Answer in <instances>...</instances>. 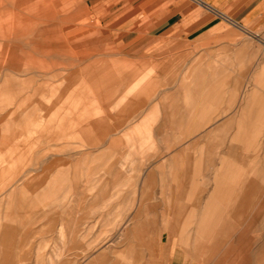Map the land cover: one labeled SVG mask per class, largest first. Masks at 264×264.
<instances>
[{"label": "crops", "instance_id": "1", "mask_svg": "<svg viewBox=\"0 0 264 264\" xmlns=\"http://www.w3.org/2000/svg\"><path fill=\"white\" fill-rule=\"evenodd\" d=\"M82 1L101 23L128 30L121 48L105 50L128 73L119 131L110 134L120 139L118 159L89 161V184H118L121 200L147 202L129 216L199 217L195 232L207 242L212 218H231L241 235L229 256L251 264L243 250L264 218V0ZM14 2L3 40L45 54L63 49L57 29L34 25L49 21L42 0ZM160 201L171 202L170 212H160ZM176 232L163 228L152 248L188 254L189 237Z\"/></svg>", "mask_w": 264, "mask_h": 264}, {"label": "rangeland", "instance_id": "2", "mask_svg": "<svg viewBox=\"0 0 264 264\" xmlns=\"http://www.w3.org/2000/svg\"><path fill=\"white\" fill-rule=\"evenodd\" d=\"M42 1L49 21L34 25L57 29L58 53L3 40L16 9L14 0H0V264H161L171 256L173 264H186L187 257L195 264H236L230 241L235 253L241 234L231 218H212L208 228L216 231L207 242L195 232L203 228L199 217L129 216L144 212L147 202L121 200L118 184H89V161L118 159L120 139L110 134L119 131L128 73L105 50L121 48L128 30L101 23L82 0ZM106 77L121 84L105 86ZM104 129L109 135H101ZM156 203L170 212V201ZM165 227L177 239L189 237L188 254L152 248ZM250 235L252 249L243 255L257 264L264 218L257 217Z\"/></svg>", "mask_w": 264, "mask_h": 264}]
</instances>
